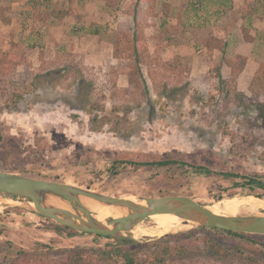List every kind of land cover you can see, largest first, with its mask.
<instances>
[{
	"label": "rangeland",
	"instance_id": "rangeland-1",
	"mask_svg": "<svg viewBox=\"0 0 264 264\" xmlns=\"http://www.w3.org/2000/svg\"><path fill=\"white\" fill-rule=\"evenodd\" d=\"M203 2L150 3L152 15L164 12L169 20L147 18L146 8L134 2L135 37L120 44L117 57L111 44L102 53L88 49L83 31L72 33L82 42L77 47L72 41L71 50L54 59L53 71L31 70L34 59L15 68L23 58L16 49L15 58L0 64V171L136 201L188 196L212 207L232 197L264 195L236 185L246 178L219 174L264 177V34L254 26L238 33L234 10L228 14L219 3ZM121 25L126 22L118 24L126 33ZM159 160L188 165L132 164ZM198 166L212 174L196 173ZM52 223L22 199L0 194V264H28L23 253L31 256L39 244L62 250L115 243L91 234H56ZM155 224L148 218L139 225ZM203 235L171 245L192 247ZM251 238L264 244L262 235ZM85 256L88 264L98 263L96 252ZM60 257L44 259H65ZM173 257L166 264H220L199 252L183 261L176 252Z\"/></svg>",
	"mask_w": 264,
	"mask_h": 264
},
{
	"label": "crops",
	"instance_id": "crops-1",
	"mask_svg": "<svg viewBox=\"0 0 264 264\" xmlns=\"http://www.w3.org/2000/svg\"><path fill=\"white\" fill-rule=\"evenodd\" d=\"M204 0H0V43L4 54L16 57V49L22 56L16 68L28 59L36 60L33 65L38 72L54 69V59L61 58L71 50V42L81 43L80 38L72 33L86 32L85 39L90 44L88 49L104 50V44H111L113 53L118 56L120 44L135 37L136 14L134 2L146 8L150 19L169 20L164 12L159 17L152 15L150 3H205ZM207 1V0H206ZM219 3L228 14L235 11L238 33L245 35L246 28L264 34V0H210ZM222 12V9H221ZM138 14V13H137ZM126 28V33L119 31L118 24ZM165 22V21H164ZM250 26V27H249ZM235 27V28H236ZM228 34L231 32H227ZM226 33V34H227ZM250 35L253 33L250 31ZM94 43H96L94 45ZM123 45V44H122ZM85 48V45H81ZM100 56V55H99ZM61 60V59H60ZM246 71V70H245ZM244 71V72H245Z\"/></svg>",
	"mask_w": 264,
	"mask_h": 264
},
{
	"label": "water",
	"instance_id": "water-1",
	"mask_svg": "<svg viewBox=\"0 0 264 264\" xmlns=\"http://www.w3.org/2000/svg\"><path fill=\"white\" fill-rule=\"evenodd\" d=\"M0 194L22 199L33 212L45 219L53 220L57 224L79 233L95 236L111 237L120 233H130L148 218L165 214L175 215L186 223H192L190 227L264 235V215H220L212 212L210 207L202 205L188 196L144 198L134 202L66 183L35 179L3 171H0ZM48 196L67 202L71 210L47 204ZM255 197L261 199L264 198V195ZM85 198L105 205L121 207L127 211V214L117 219L110 218L102 223L83 204L82 199ZM140 202H145V204Z\"/></svg>",
	"mask_w": 264,
	"mask_h": 264
},
{
	"label": "trees",
	"instance_id": "trees-1",
	"mask_svg": "<svg viewBox=\"0 0 264 264\" xmlns=\"http://www.w3.org/2000/svg\"><path fill=\"white\" fill-rule=\"evenodd\" d=\"M11 55L4 54L0 58V64L11 60ZM19 61H15L14 67L16 68ZM220 80L221 75L219 73ZM136 166H156V167H166L172 164H177L179 166H187L186 162H177L170 160H159L153 162H135L132 163ZM196 173L202 174H212V171L204 166L194 167ZM220 175L225 178H235L243 179L246 178L244 183H236L238 187L248 186L253 192L256 188L264 190V177L260 175L244 176L238 173L231 172H221ZM55 182H59L55 180ZM164 197V196H163ZM51 231L54 233L66 234L68 237H73L75 235L84 234L79 233L71 228L61 226L57 223H52ZM203 233V237L199 243L191 245H181L172 246L171 243L177 239L185 238L188 236H193L194 234ZM254 234H246L241 232L225 231L221 229L214 228H200L196 231H192L186 234L172 235L167 234L160 238H146L142 241H137L132 237H124L123 234H117L115 236L106 237L108 239L115 240V243L107 244L104 247L94 248V249H84L76 247L74 249H62V250H52L43 245H37L38 248L34 249V253L30 256L26 252L24 255V263H30L31 258L35 257L34 264H88L89 258L85 256L87 251L96 252L99 257L97 259V264H166L169 260L175 261L173 255L175 252L179 257V260L183 261L184 256H189L190 252L203 253L205 256L213 258V261H217L220 264H264V244L257 243L251 237ZM264 236V235H262ZM101 238L102 236H97ZM225 238H231L234 241L233 246H229L225 242ZM242 245V246H240ZM244 247L252 250L251 255L248 250ZM178 249L175 251V249ZM47 249V250H46ZM256 253V255H255ZM61 256L59 261L47 260L44 258H49L52 256ZM248 255V256H246ZM166 256H169L166 258ZM187 258V257H186ZM254 258V259H253ZM259 258V259H258ZM33 263V261H32ZM188 264H204L197 260L191 261Z\"/></svg>",
	"mask_w": 264,
	"mask_h": 264
},
{
	"label": "bare ground",
	"instance_id": "bare-ground-1",
	"mask_svg": "<svg viewBox=\"0 0 264 264\" xmlns=\"http://www.w3.org/2000/svg\"><path fill=\"white\" fill-rule=\"evenodd\" d=\"M127 199L137 202L134 198ZM82 202L92 212L93 216L102 223H105L110 218L117 219L127 214V211L121 207L105 205L92 199L85 198L82 199ZM140 203L145 204V202ZM47 204L62 209L71 210L67 202L56 197L48 196ZM31 206H33V203H31ZM210 210L216 214L227 216L260 214L257 212L264 210V198L260 199L251 195L235 198L232 197L214 204L212 207H210ZM151 220L156 223L155 226L143 227L138 225L129 234H131L134 239L157 238L185 228H189L192 224L190 222L186 223L183 219L175 215L168 214L152 216Z\"/></svg>",
	"mask_w": 264,
	"mask_h": 264
}]
</instances>
